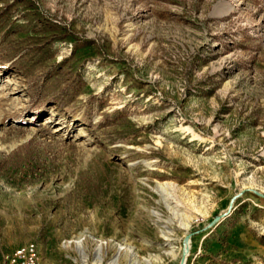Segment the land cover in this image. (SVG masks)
Returning a JSON list of instances; mask_svg holds the SVG:
<instances>
[{
  "label": "rangeland",
  "instance_id": "obj_1",
  "mask_svg": "<svg viewBox=\"0 0 264 264\" xmlns=\"http://www.w3.org/2000/svg\"><path fill=\"white\" fill-rule=\"evenodd\" d=\"M0 264H264V0H0Z\"/></svg>",
  "mask_w": 264,
  "mask_h": 264
},
{
  "label": "built area",
  "instance_id": "obj_2",
  "mask_svg": "<svg viewBox=\"0 0 264 264\" xmlns=\"http://www.w3.org/2000/svg\"><path fill=\"white\" fill-rule=\"evenodd\" d=\"M17 255H26L29 259L32 260V257L34 256V248L33 245H29L28 247L18 249L16 251Z\"/></svg>",
  "mask_w": 264,
  "mask_h": 264
},
{
  "label": "water",
  "instance_id": "obj_3",
  "mask_svg": "<svg viewBox=\"0 0 264 264\" xmlns=\"http://www.w3.org/2000/svg\"><path fill=\"white\" fill-rule=\"evenodd\" d=\"M184 260H185V259L183 258L182 263L184 262Z\"/></svg>",
  "mask_w": 264,
  "mask_h": 264
},
{
  "label": "bare ground",
  "instance_id": "obj_4",
  "mask_svg": "<svg viewBox=\"0 0 264 264\" xmlns=\"http://www.w3.org/2000/svg\"><path fill=\"white\" fill-rule=\"evenodd\" d=\"M79 239H80V237H79Z\"/></svg>",
  "mask_w": 264,
  "mask_h": 264
}]
</instances>
